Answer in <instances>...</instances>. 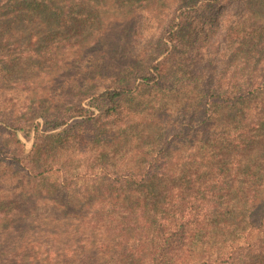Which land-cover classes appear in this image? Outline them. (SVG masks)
I'll list each match as a JSON object with an SVG mask.
<instances>
[{
	"label": "trees",
	"instance_id": "1",
	"mask_svg": "<svg viewBox=\"0 0 264 264\" xmlns=\"http://www.w3.org/2000/svg\"><path fill=\"white\" fill-rule=\"evenodd\" d=\"M88 1L0 0V17ZM261 9L199 0L161 23L142 12L126 55L108 52L117 30H105L96 83L86 73L64 105L49 99L42 123L40 88L19 117L0 111V131L35 139L28 161L0 142V264H264V183L239 206L226 157L247 134L233 109L264 92Z\"/></svg>",
	"mask_w": 264,
	"mask_h": 264
},
{
	"label": "rangeland",
	"instance_id": "2",
	"mask_svg": "<svg viewBox=\"0 0 264 264\" xmlns=\"http://www.w3.org/2000/svg\"><path fill=\"white\" fill-rule=\"evenodd\" d=\"M198 1L93 0L88 1L86 6L78 4L71 10L66 9L61 17L54 12L44 16L11 14L0 17V111L7 108L5 113L14 111L15 117H19L27 101L36 97L35 88H40L37 99L40 102L35 103L32 118L42 123V114L52 113L46 107V102L55 98L58 101L56 105H64L77 92L74 89L66 91L68 86L74 85L81 80V76L101 63L100 51L92 46L99 47L96 39L105 30H117L112 35L114 41L108 44V52L115 50L123 56L131 41V21L135 23L140 13L147 12L163 22L174 14L177 7ZM64 21L67 22L64 24ZM260 53L264 56V42ZM94 75L88 73L85 76L89 85L96 83L93 82L96 78L92 80ZM53 92L56 94L49 97ZM254 97V102L249 101L244 105L250 104L252 108L247 115L244 106L233 109L241 114L242 126H247L244 133L247 134L240 133V143H236L226 154L230 162L235 159L237 162L234 189L238 194L235 198L239 206H244L249 197L260 189L259 184L264 183V92ZM179 99L173 98L175 103ZM170 102L167 101L168 106ZM3 128L0 142L7 151L5 155L30 160L32 157L26 154L25 149H31L35 139L24 136L12 127ZM49 143L50 140L45 138L41 144L45 147ZM5 166L6 163L1 160L0 176Z\"/></svg>",
	"mask_w": 264,
	"mask_h": 264
}]
</instances>
